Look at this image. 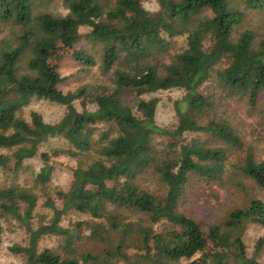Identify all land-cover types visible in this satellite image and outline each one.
I'll list each match as a JSON object with an SVG mask.
<instances>
[{"label": "trees", "instance_id": "trees-1", "mask_svg": "<svg viewBox=\"0 0 264 264\" xmlns=\"http://www.w3.org/2000/svg\"><path fill=\"white\" fill-rule=\"evenodd\" d=\"M145 1L0 0V245L7 229L24 234L14 264H263L264 235L253 255L244 240L264 224L261 198L206 230L185 204L230 166L264 194V156L226 109L258 107L264 128V36L246 24L264 0ZM59 42L103 82L64 91L46 57ZM171 89L184 94L161 125L148 95ZM36 100L62 105L60 119L26 114ZM35 158L28 186L20 176ZM61 159L68 187L53 180Z\"/></svg>", "mask_w": 264, "mask_h": 264}, {"label": "rangeland", "instance_id": "rangeland-1", "mask_svg": "<svg viewBox=\"0 0 264 264\" xmlns=\"http://www.w3.org/2000/svg\"><path fill=\"white\" fill-rule=\"evenodd\" d=\"M145 6L150 10L158 8L156 0H146ZM248 25L253 27L258 35L264 36V16L251 13L247 20ZM183 38L178 40L177 45L182 44ZM86 42L81 40L77 47L84 46ZM88 48H93L88 45ZM97 49V47L95 48ZM73 48L63 45L60 42L56 47L46 53L47 59L57 65L59 72L65 80L60 84L64 91L74 90L85 84L102 83L105 76L97 68L90 73L82 71L80 65L71 55ZM181 89L163 90L148 95V97H158L160 99L157 107L156 120L161 125H169L176 121V111L174 103L183 96ZM264 101V94L261 103ZM79 105V104H78ZM226 109L232 116V120L238 126L245 136V140L252 144L255 154L264 156V128L260 122V111L258 107L251 109L245 101L232 100L227 103ZM39 111L46 121L55 122L60 119L64 112V107L60 104L47 100H36L26 109V114L30 111ZM60 143L54 140L52 144ZM47 144L46 147H48ZM68 162L61 159V164L54 173L53 180L55 184L62 187H68L71 174L68 170ZM42 162L40 158L30 159L26 162L25 168L20 176V181L31 186L32 179L40 170ZM228 174L222 185H204L199 184L193 190L188 202L185 204L186 212L193 216L202 224L203 229H207L210 224L218 223L224 219L231 210L248 206L249 198L255 196L264 201V194L255 185L252 180H244L237 169L232 166L228 168ZM242 181V184L239 182ZM264 235V224L251 223L244 235V240L248 247L249 255L255 252V244L259 237ZM24 239V234L18 231L6 230L3 236V242L0 245V264H14L20 262L19 257L14 254L10 247L17 241ZM42 245H50L49 241H44ZM215 251V246L209 242L206 253ZM257 258L264 264V249L257 253Z\"/></svg>", "mask_w": 264, "mask_h": 264}]
</instances>
